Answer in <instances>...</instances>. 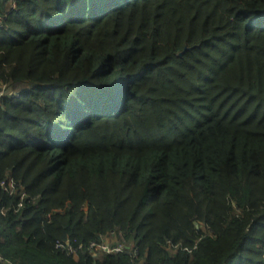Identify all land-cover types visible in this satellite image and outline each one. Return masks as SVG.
Returning a JSON list of instances; mask_svg holds the SVG:
<instances>
[{
  "label": "trees",
  "instance_id": "16d2710c",
  "mask_svg": "<svg viewBox=\"0 0 264 264\" xmlns=\"http://www.w3.org/2000/svg\"><path fill=\"white\" fill-rule=\"evenodd\" d=\"M1 182L0 264H264V0H0Z\"/></svg>",
  "mask_w": 264,
  "mask_h": 264
},
{
  "label": "built area",
  "instance_id": "2783aa9c",
  "mask_svg": "<svg viewBox=\"0 0 264 264\" xmlns=\"http://www.w3.org/2000/svg\"><path fill=\"white\" fill-rule=\"evenodd\" d=\"M4 184V182H1L0 185L4 187ZM15 186L16 185H14L12 182L9 183L10 192L14 189ZM55 248H63V243L57 241L55 243ZM123 250L124 246L117 242L113 231L103 237L99 244L90 243L87 247V251L92 255H97L98 253L117 254L121 253Z\"/></svg>",
  "mask_w": 264,
  "mask_h": 264
},
{
  "label": "crops",
  "instance_id": "0c3cea01",
  "mask_svg": "<svg viewBox=\"0 0 264 264\" xmlns=\"http://www.w3.org/2000/svg\"><path fill=\"white\" fill-rule=\"evenodd\" d=\"M173 250L169 249V248H166L163 252V256L164 257H168L170 254H173ZM137 264H146L143 260H139Z\"/></svg>",
  "mask_w": 264,
  "mask_h": 264
},
{
  "label": "water",
  "instance_id": "95a60500",
  "mask_svg": "<svg viewBox=\"0 0 264 264\" xmlns=\"http://www.w3.org/2000/svg\"><path fill=\"white\" fill-rule=\"evenodd\" d=\"M193 48L185 46L183 50L178 54L179 57H181L183 54L190 52Z\"/></svg>",
  "mask_w": 264,
  "mask_h": 264
},
{
  "label": "rangeland",
  "instance_id": "374dc122",
  "mask_svg": "<svg viewBox=\"0 0 264 264\" xmlns=\"http://www.w3.org/2000/svg\"><path fill=\"white\" fill-rule=\"evenodd\" d=\"M10 91H11L10 89H8V90L4 89V92L3 93L10 94ZM195 228L198 229V224L195 225Z\"/></svg>",
  "mask_w": 264,
  "mask_h": 264
}]
</instances>
